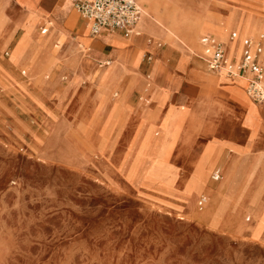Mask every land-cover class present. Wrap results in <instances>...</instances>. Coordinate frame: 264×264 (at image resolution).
Masks as SVG:
<instances>
[{
  "label": "rangeland",
  "instance_id": "rangeland-1",
  "mask_svg": "<svg viewBox=\"0 0 264 264\" xmlns=\"http://www.w3.org/2000/svg\"><path fill=\"white\" fill-rule=\"evenodd\" d=\"M24 1L31 3L30 6L35 10L23 12L14 21L20 33L16 31L8 43L7 38L0 41V59H3L1 52L6 46L13 45L19 33L7 57L8 61L13 60L11 62L14 63H17L21 56L30 54L22 50L14 58L15 51L25 35L23 22L26 20L31 24L40 22L37 13L41 15L45 24L60 30L62 40H72L68 38L69 36H63V33L67 32L45 13L48 3L53 0ZM215 1L217 0H211L208 12L213 11L211 18L217 22L224 21L225 24V18L219 13L226 14L229 10L226 6L214 4ZM164 2L168 7L182 8L187 19H193L190 22L192 25H189L192 29L195 28L193 27L196 22L195 16L201 19L197 31V36H200V30L208 21V16L205 17L202 11L199 14L195 12L197 8L202 9L201 1L164 0ZM231 6L235 15L248 17L264 13L261 0L258 4H249V7L231 1ZM71 11L68 28L73 30V21L77 15ZM14 25L12 23L10 28ZM41 25L36 26L38 35H40L38 27ZM139 29L142 30V26L139 25ZM33 31H29V36L33 35ZM142 33L144 36L159 38L177 47L181 51V57L191 54L193 60L207 68L205 62L198 57L201 52L199 47L195 52L191 51L192 48L182 47L184 45H179L177 40L157 29ZM257 33L264 34V31L252 30L243 36L253 37ZM77 40V45L85 42L83 37H78ZM122 40L125 39L119 40L117 37L119 46L126 47L132 44L131 40ZM219 40L225 42L223 39ZM237 40L238 34L232 41ZM86 42L89 41L86 39ZM34 45L33 48L38 52L36 62L39 67L35 69L38 70L35 72L38 73V81L49 82L51 77L49 70L60 63L58 60L64 59L40 54L42 40L38 39ZM195 46H199L198 43ZM145 55V53L140 55L141 63L146 62ZM20 71L25 75L34 72L30 70L29 73L23 66L11 70L21 83L29 82L28 77L23 78L20 75ZM130 71L122 70L115 85L105 90L110 99L122 98L120 108L114 111L118 112L114 120L116 124L123 125L126 129L130 128L128 132H124L132 133L127 147L128 163L121 173L135 187L142 186V179L157 182L162 196L173 201L163 200L161 203L166 208L176 209L177 214L158 206L151 197L140 199L135 195L133 187L119 177L110 180L111 173L104 170L103 161L106 147L109 148L106 142L114 131L107 132L95 128L111 112L105 114L96 105L94 91L90 85V74L84 78L80 71L71 72L69 76H65V83L57 94L58 100L59 95L65 91L64 102L58 100L60 103L63 102L59 113L60 111L66 113L68 122L59 114L52 117L47 129L45 123L40 120L38 111L26 113L17 107L14 111L17 120L15 122L8 111L9 105L5 102V105L3 104L5 111L0 112V264H264L263 242H250L244 237L234 236L248 232L251 239H264V139L259 130L258 117L249 113L242 117V124L247 128L237 134L238 145L231 149L238 157L247 155L250 151L254 153L256 157L251 167H248L244 180L247 181L255 172L260 175L259 180L255 185L248 187L246 182L244 184L239 181L227 182L224 189L229 197L221 195L222 199L217 197L218 200L215 201L207 196L206 203L197 208L195 195L201 191L207 192V188L204 184L201 189L196 181L195 172L200 165L195 160L192 162V172L183 185L170 178L173 171L170 166L173 164L165 160L166 155L176 146L157 152L151 144L149 148L142 149L148 150L144 160L139 155L142 150L136 153L133 151L137 133L136 124L129 115L135 109L125 103L123 98L125 95L123 96V91L117 87L120 78ZM217 73L218 78H223V74ZM156 78L157 73L152 71L144 77V81L153 83L156 89L167 91L166 100H169L171 106L179 109L174 120L181 126L182 133L203 136L205 130L209 133L210 129L215 128V124L207 127L205 122L200 121L202 118L195 116L196 109L184 110V106L176 104L175 90L157 86ZM63 82L62 80L61 83ZM82 82H85L86 88L81 95H76V88ZM5 84V81L0 80L1 94L6 93ZM114 92L116 95L113 96ZM149 93L141 90L136 105L139 115L141 108H146L143 96ZM205 96V93L202 97L199 96L197 87L192 85L188 78L183 80L180 91L183 101L186 103L193 101L200 105L201 117L208 115L222 118L220 112L213 113L208 106L199 104L200 101H212ZM126 99L134 100L135 93L128 94ZM142 120L143 117L140 115L139 121ZM156 129L158 130V127L155 125L152 131ZM46 130L51 131L47 134ZM44 135L47 140L43 138ZM152 136L161 139L162 133H152ZM166 140L170 141L169 138ZM191 140L193 142L195 138ZM214 140H211V143H215ZM51 141H54V144ZM79 141L87 145L86 149L80 148ZM156 141L151 140L153 143ZM197 141L195 145H199ZM117 147L119 148V145ZM40 152H44V155H40ZM156 162L158 164H155ZM221 179L222 175L213 187L207 186L211 192L219 193ZM226 229L230 235L220 232H225Z\"/></svg>",
  "mask_w": 264,
  "mask_h": 264
},
{
  "label": "crops",
  "instance_id": "crops-1",
  "mask_svg": "<svg viewBox=\"0 0 264 264\" xmlns=\"http://www.w3.org/2000/svg\"><path fill=\"white\" fill-rule=\"evenodd\" d=\"M137 1V4L142 9L144 4L139 3V0ZM231 1L238 5H244L247 7H249V4L259 3V0L215 1L214 4L226 6L229 12L226 14L219 13L225 18L224 24V21L219 20V22H217L216 19L211 18L213 17L211 16L213 11H207V25L209 27L210 25L213 27L217 25L220 28L229 29L226 33V38L223 39L225 42L219 40V38L215 37L211 33L202 34L198 37V26L202 20L197 19L195 16L196 22L193 26L195 28L193 29L190 28L192 26H189L192 25L190 22H192L193 19L188 20V28L186 30L188 34H192V37L189 40H186V43L192 48L191 51L195 52L198 47L201 50L198 39L201 36L206 35L212 36L221 42L225 57H227L226 41L237 38V34L235 32L237 31L238 40L234 43V53H238L237 57L233 56L234 53L228 54L230 56L228 59L235 60L246 49L242 44V40L244 38L256 40L258 38V34L260 33H257L253 37L243 35L254 29H261L264 31V13L260 16L250 15L248 17L243 15H235L232 6L230 7ZM261 1L264 12V0ZM65 2H68V4L66 5ZM30 5L31 3H27L24 0H0V41H2L3 38H7L8 43L14 37L16 31H19L20 33V30L16 29L14 21L17 20L23 12H33L35 9ZM200 6L202 9L200 10L197 8L198 10L196 9L195 11L197 14H199L201 11L202 13L206 11L203 9L204 5L202 4V1ZM217 8L220 9L221 7ZM71 10H73L77 15L73 21V30L68 28L69 17L72 16ZM45 11V13H47L49 17L55 21V23L59 24L67 32L68 35L63 33V36H69L68 38L72 39L64 40V43L68 46V58H65L64 60H58L60 63L49 70V73L51 74L49 82H39L38 73H35L38 71L35 69L39 67L36 62L38 59V52L33 51L29 54V56H21L17 63L11 62L13 61L11 58V61L7 60L8 53L19 36L18 33L14 39L13 45L11 47L6 46V48L1 52L3 59H0V80L6 82L4 85L6 87V93H0V112L5 111L3 108V104L5 102L7 105H9L8 111L11 113L12 120L16 122L17 120L14 116L16 107L26 113H30L33 110L38 111L40 120L44 122L46 128L49 129L48 124H50L53 116L61 114L65 121L68 122L67 114L61 111L59 113L61 104L65 100V91H63L58 97V100L61 99L63 102L60 103L57 100V94L65 83V76H69L71 72L75 73L80 71L82 77L85 78L96 68L100 70L99 68L108 64H111V68L109 70H131L127 73V75L120 78L117 87L123 91V96L125 95L123 97L125 103L135 109L133 113L129 115V117L136 124L135 131L137 136L133 149L134 153H136L138 150L149 148L151 144H153L157 152L164 151L168 147L176 146L166 155L165 160L168 163L173 164L170 166V169L173 170L171 171L170 178L175 179L177 184H185L184 181L192 172V162L194 160L200 165L199 178L201 182H204L207 192L201 191L195 195L197 196L195 201V206L197 208L202 207L206 203L207 196L208 198L210 197V200H214L211 197H218L219 199H222L221 197H229V195L225 192L224 185L228 184L227 182L230 180L232 173L239 169L241 164L252 163L256 157L251 151L249 154L242 157H238L234 152H232L233 147L238 145V140L236 138L237 134L240 133L242 129L247 128L242 124L243 116L248 115L249 113L251 116L254 115L258 117L257 121L259 122V130L262 138L264 139V104L256 103L249 99L245 92V80L241 78L242 80L238 81V77L231 78L225 75L223 78H218V76H216L218 75L217 72L205 68L200 62L193 60L191 58V54H186L181 57V51L177 47L159 38H153L150 36L147 38L146 36L140 35L138 33H133L125 38L119 32H111L105 29L101 30L94 36H90L87 30L86 21L72 8L69 0H53L48 3L47 9ZM230 13L231 25L234 31L230 29L228 22ZM37 16L41 21H43L39 13H37ZM12 23L14 26L10 28ZM39 24L42 25L38 27V33L43 34L48 27V24H45V26L43 23ZM254 24L255 26H253ZM140 31L142 32L146 30L140 29ZM231 32L235 33L233 38H230ZM116 36L119 38V40H121V38L125 39L122 41L131 40L132 44L126 47L119 46ZM78 37L85 38V42H82V44L79 43V45H77L76 42L78 41ZM86 39L89 42H86ZM196 43H198L199 46H195ZM260 43L264 47V34ZM178 44L181 45L180 43ZM201 52L200 55L197 56L203 60V58L200 57L202 55ZM142 53L150 56V59L145 63H141L140 61V55ZM172 53L174 55H172ZM20 63L22 65H20ZM20 66L28 69L29 73L30 70L34 72L31 75H25L20 71V75L23 78L25 76L28 77L29 82L27 83H21L18 77L11 72V70H17V68ZM152 71L157 73V86H166L171 91L172 89L175 90L174 100L176 104L182 105L181 107L184 106V110L192 108L196 109L197 112L195 113L197 114H195V116H197L199 119L202 118L200 121L205 122L207 127H209L208 125L215 124V128L210 129L211 131H209V133L207 130H205L203 136H194L185 132L182 133L183 130H181V126L176 120H174L179 109L176 106H171L169 100H166L165 96L167 91L165 89H156L154 88L153 83L144 81V77L150 74ZM187 78L190 80L192 85L197 87L199 96L202 97V95L205 93L206 99L212 100L210 102L200 101V103H197L208 106L213 113L220 112L223 115L222 118H214L208 115L201 117L199 112L201 110L200 105L195 104L193 101H188L186 103L181 99V85L183 80ZM62 80L64 81L63 83H61ZM71 84H73V82ZM85 88V82L80 83L76 88L75 94L81 95ZM142 89L150 93L143 96V104L146 108H141L140 115L143 117V120L139 121L140 115L138 114V111H136L138 110L136 109V105L139 102ZM132 92L135 93V99L129 101L126 99V97ZM114 95H116L115 92L113 93V96ZM189 103L194 104L189 105ZM116 114H118V112H111L104 119H102L95 128V130L100 128L107 132L114 131L110 134L108 141L106 142L109 148L106 147L107 151L105 152L106 155H104V170H108L111 173V181L112 179L119 177L120 180L130 184L136 193L135 195H137V197L140 199L151 197L155 200V202H157L158 206L166 208L165 205L161 203V201H173L162 196V194L159 192L160 185L157 184V182L150 179H142V186L135 187L124 177L123 173H121V170H123V168H125L128 163L126 157L128 156L129 151L127 147L130 139L132 138V133H126L128 132V129H130L129 127L126 129L123 125L116 124V121L114 120V116ZM155 125L158 127V130L156 129L152 131V128ZM48 131L49 130H46L47 134H49L51 130L49 132ZM115 132L118 136H116ZM160 132L162 133L161 139H156L152 136V133L159 134ZM43 138L47 140L45 135ZM96 138L98 139L99 137L96 136ZM167 138H169L170 141H167ZM192 138H195L193 142L191 140ZM213 139H215V143H211V140ZM151 140L157 141L153 143ZM196 140H198L197 143H199V145H195ZM51 142L54 144V141ZM52 143L49 144L52 145ZM57 143L55 144L57 145ZM117 145H119V148ZM205 145H208V147ZM79 146L81 149H86L87 145L82 141H79ZM210 148H213V150ZM44 152H46V150ZM44 152H40V155H44ZM134 153L132 155H134ZM146 154H148V150H142L139 153V155H141L140 158L144 160L146 158ZM215 154L217 155L215 156ZM155 164H158V162ZM213 174H217L218 177L213 179L211 177ZM221 175L222 179L218 187L220 190L219 193L211 192L207 186L213 187L221 178ZM200 196L204 197V200L198 204L197 201ZM166 209L175 213L177 212L176 209ZM228 231L229 230L226 229L225 232H220L230 235ZM234 236L244 237L245 240L250 242L260 241L264 243V239H251L248 232H242L240 234H235Z\"/></svg>",
  "mask_w": 264,
  "mask_h": 264
},
{
  "label": "bare ground",
  "instance_id": "bare-ground-1",
  "mask_svg": "<svg viewBox=\"0 0 264 264\" xmlns=\"http://www.w3.org/2000/svg\"><path fill=\"white\" fill-rule=\"evenodd\" d=\"M201 1H202V4L204 5V9L206 10L204 11V16L207 17L208 16L207 11L210 8L211 0H201ZM139 3L144 4V6L141 9L138 19L134 25V31L136 33L140 35H144L140 31L139 25L142 26V28L146 31H149L151 29H157V30L165 32L170 38L177 40L180 44L184 45L185 47L189 49L191 48L186 43V40H189L192 37V34L187 33L186 29L188 28V19H187V16L184 14V12H182V8L176 7V6L168 7L165 4L164 0H139ZM207 22L204 25V27L200 30L199 32L200 35L211 33L219 39L226 38V30H227L226 28H220L217 25L215 27L210 25L209 27L207 25ZM228 22H229L230 29H233L231 25V17H229ZM39 23H43L45 26V23L43 21L37 22L35 24H31V22H29L28 20L23 22L25 35L23 36L19 46L17 47L15 51L14 58L22 50L29 52V53L33 52L34 50L36 51L37 49H34L33 46H35L34 45L35 43L37 44L38 39L42 40V46L41 47L38 46L40 54L42 55L49 54L51 56L61 57L63 59L68 58V52H67L68 46L64 43V40L61 39L62 35H61L60 30L57 27H52L48 25L47 28L45 27L46 28L45 32L43 34L38 35L36 31V26ZM31 30H34L33 35L29 36L28 33ZM254 30L256 31L257 29H254ZM57 40H59V42ZM235 42L236 41H232V40L226 41V44H227L226 45V49H227L226 58L227 59L230 57L228 55L229 53L230 54L234 53V50H235L234 43ZM201 54L202 55L200 57L204 58V55L202 52ZM237 54L238 53H234L233 56L237 57ZM261 63L264 65V55L261 57ZM110 68H111V64L108 66H105L104 68L100 70L96 68L95 70L90 72V75H89L90 85L94 91L93 96H94L95 103L105 114L116 111L117 109L120 108L122 104V98L113 100V99L108 98V94L105 93L106 92L105 90H109L111 87L115 85L116 81L118 80V76L120 75L122 71V70L120 71L109 70ZM218 72L225 75L223 70H220ZM22 73L24 74V72ZM251 165L252 163L241 164L240 168L235 170L232 173L231 178L228 182L239 181L241 184H244L246 182L247 187L255 185L256 182L260 178V175L256 172L247 181L244 180L245 173L248 167H251ZM199 170L200 169H198L195 172V178L200 188L202 189L204 186V182H201L199 178L200 177ZM249 175H251V173ZM214 200L217 201L218 198L215 197Z\"/></svg>",
  "mask_w": 264,
  "mask_h": 264
},
{
  "label": "built area",
  "instance_id": "built-area-1",
  "mask_svg": "<svg viewBox=\"0 0 264 264\" xmlns=\"http://www.w3.org/2000/svg\"><path fill=\"white\" fill-rule=\"evenodd\" d=\"M69 2L86 21L90 36L98 34L103 29L119 32L125 38L136 33L134 25L141 12L136 0H69ZM234 36L235 33L231 32L230 38ZM262 39L261 33L256 40L244 38L242 44L246 49L235 60L225 57L223 46L216 38L204 35L198 39L207 68L215 72L223 70L227 77L244 79L246 95L256 103H264V65L261 63L264 47L260 43ZM149 59L150 56L146 54L145 60ZM211 177L216 179L218 175L213 174ZM203 200L204 197L200 196L198 204Z\"/></svg>",
  "mask_w": 264,
  "mask_h": 264
}]
</instances>
